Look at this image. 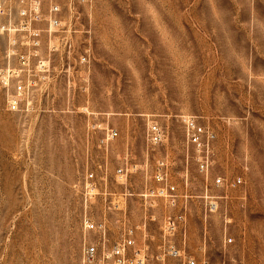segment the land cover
<instances>
[{"label": "rangeland", "instance_id": "374dc122", "mask_svg": "<svg viewBox=\"0 0 264 264\" xmlns=\"http://www.w3.org/2000/svg\"><path fill=\"white\" fill-rule=\"evenodd\" d=\"M45 2L77 49L65 63L45 40L49 70L15 110L0 80V264H88L87 243L129 236L127 264H264V0ZM7 47L0 32V67ZM185 117L215 134L210 151L190 143Z\"/></svg>", "mask_w": 264, "mask_h": 264}, {"label": "built area", "instance_id": "2783aa9c", "mask_svg": "<svg viewBox=\"0 0 264 264\" xmlns=\"http://www.w3.org/2000/svg\"><path fill=\"white\" fill-rule=\"evenodd\" d=\"M62 16V8L58 3H52L46 7L45 0H20L18 5L14 6L13 0H0V32L7 36L9 46L5 50L6 64L0 67V80L5 88L14 87L17 92V95L10 99V104L14 110L25 98V95H29L30 91L38 86V81L31 74L49 70V63L43 51L45 40H60L63 46L62 50L59 45L57 47L50 46L49 54L60 52L64 62L65 58L68 60L75 58L77 48L74 44V33L76 32L72 25L69 26L63 22ZM13 60H17V65L12 64ZM81 61L87 63L89 61L88 55L83 54ZM183 122L190 143L195 145L201 153L210 151V143L214 140L215 134L209 133L196 118L185 117ZM149 135L154 143L159 144L163 141L165 133L160 125L154 123L149 128ZM116 136H118V132L112 131L107 139H103V143H108L110 139ZM198 163L201 171H208L210 164L206 156L201 158ZM124 172V168L118 170L120 174ZM156 178L166 181L164 167L160 168ZM86 179V185L92 187L93 184L90 183L95 179V173H89ZM241 182L242 180L239 179L233 184L238 185ZM217 183L220 185L224 181L222 178H218ZM175 189L174 186L169 185L162 190V193L168 191L173 193ZM171 196L174 195L171 194ZM211 206L214 210L217 209V202H213ZM182 218V215H179L168 219L167 231L169 234L176 233ZM85 227L87 230L98 228L103 242H107L108 228L104 223L96 225L89 218H86ZM134 245L135 239L132 236L125 238L123 243L115 244L108 251L99 243H87L84 257L88 264L95 262L100 264H127L129 259L126 248ZM168 251L172 256L178 257L180 255V251L172 244H168ZM136 262L137 264H144V259L137 256ZM190 264H196V262L192 261Z\"/></svg>", "mask_w": 264, "mask_h": 264}]
</instances>
